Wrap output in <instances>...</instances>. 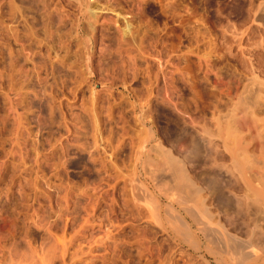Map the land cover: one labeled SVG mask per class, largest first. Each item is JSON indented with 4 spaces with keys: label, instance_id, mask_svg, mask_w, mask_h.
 <instances>
[{
    "label": "rangeland",
    "instance_id": "obj_1",
    "mask_svg": "<svg viewBox=\"0 0 264 264\" xmlns=\"http://www.w3.org/2000/svg\"><path fill=\"white\" fill-rule=\"evenodd\" d=\"M263 8L0 0V264H239L223 232L264 256V113L245 103L264 97ZM193 140L212 141L214 164L193 166ZM159 145L185 157L202 191L178 194L195 204L167 209L176 181Z\"/></svg>",
    "mask_w": 264,
    "mask_h": 264
},
{
    "label": "bare ground",
    "instance_id": "obj_2",
    "mask_svg": "<svg viewBox=\"0 0 264 264\" xmlns=\"http://www.w3.org/2000/svg\"><path fill=\"white\" fill-rule=\"evenodd\" d=\"M262 7V6H261ZM261 7H260V9H261ZM263 10H264V8H263ZM263 16V15H262ZM259 68V67H258ZM252 70V69H251ZM255 70V69H254ZM258 70V69H257ZM257 70H255V72L257 71ZM259 71H261V70H259ZM261 72H263V70L261 71ZM252 73L254 74V72L252 71ZM252 74V75H253ZM256 74V73H255ZM260 74H262V73H260ZM264 75V74H263ZM256 76V78H257V75H255ZM252 78L253 79H256V78H254V75L252 76ZM264 83V82H263ZM261 84V83H260ZM263 86V85H262ZM264 87V86H263ZM254 88V87H253ZM253 88L251 89V87L249 88V90L250 91H252L253 90ZM259 89V88H258ZM261 89V88H260ZM260 89L259 90H257V91H252L253 93H255V92H257V93H255V94H253V93H247V100L245 99V97H244V99L246 100V104L248 103V108L251 110V108H250V104H251V106H252V114H253V111L255 112L256 110V108H259V110H261L260 112H263L264 113V111H262V110H264V97L262 96V95H259L260 94ZM264 89V88H263ZM255 90V89H254ZM249 91V92H250ZM258 92H259V94H258ZM261 93L263 94L264 93V91H262L261 90ZM255 95V96H254ZM257 95V96H256ZM264 95V94H263ZM263 97V98H262ZM244 100V101H245ZM249 102H250V104H249ZM253 108H255V109H253ZM262 113V114H263ZM259 120H260V118H259ZM260 121H262V122H260V124H262V127L259 129L258 128V130L256 131V136H258L261 140H259V148H260V151L261 152H264V116H262L261 117V120ZM261 126V125H260ZM251 131V130H250ZM205 132V131H204ZM209 132V131H208ZM206 133V134H205ZM204 134L205 135H208V134H210V133H212V132H209L208 134H207V131L205 132ZM211 135V134H210ZM209 135V136H210ZM213 136V135H212ZM194 138V137H193ZM198 138V137H197ZM201 138V137H200ZM209 138V137H208ZM211 138H213V137H211ZM190 140L192 141V138H190ZM199 140V139H198ZM193 140V141H195L194 142V144H193V142L190 144V149H188L189 150V154L187 155V157L188 158H191V160L194 162V164H193V166L194 165H196V164H198V162L200 163L202 160L203 161H206V160H209V161H211V163H212V160L214 161V163H215V158H217V149L216 148H214V145L212 144V141H211V146L209 147V149L207 148H203V144H200V142L199 141H201V140ZM205 140L207 141V138H205ZM209 140V139H208ZM213 140V139H212ZM202 143V142H201ZM214 143V142H213ZM158 144H160L159 142H158ZM207 144H209V143H207ZM191 145H193V146H191ZM213 145V146H212ZM162 146V145H161ZM160 145L158 146V147H160V151L161 150H163L164 148L163 147H161ZM216 147V146H215ZM161 148H163V149H161ZM169 151H170V149H169ZM169 151H167V153H169L168 155H166L167 153H165L166 151L165 150H163L162 151V155L164 156V154H165V156L167 157H165V159H167V165L170 167H168L169 169H170V174H169V176L168 177H170L169 179L171 180H175L176 181V184L174 185V187H172V188H170V189H168L169 191V193L170 194H168L167 195V189H165L166 190V192H164L163 191V193H164V195L166 196V197H168V199H166V200H168V202H167V209H173V210H175L174 208H173V206H174V202H176V203H181V202H183V201H185V198H183V195H184V197H188L187 196V194H183V192H185V190L184 189H186L187 190V188H190V186H193L192 187V189L194 188V190H195V192L197 193H199V191H200V189L202 188V187H199V186H197L196 184H195V177H194V175H192L191 173H190V169H189V164L187 165V163H186V161H185V157H179V156H174V154L172 153V151L171 152H169ZM246 151V150H245ZM172 153V154H171ZM246 153H247V151H246ZM178 154V153H177ZM181 153L179 152V155H180ZM231 159H233L236 163H237V165L239 166L240 165V163H241V157L239 158V155H237V154H232L231 155ZM202 161V162H203ZM207 163H210V162H207ZM214 163H212V164H214ZM204 164V163H203ZM212 164H210V165H208V167L206 168V170H204L203 172H202V174H203V177H204V179L205 180H209V182H210V185L212 186L211 188H213V190L215 189V190H217L218 192H219V197L218 198H220L222 201H223V203H224V205L226 204V205H229L230 204V202H231V200L229 201V198H228V196H226L225 194H224V186H226V185H220V184H218V182H216V176L219 174L218 172H217V169L216 168H214L213 167V165ZM204 166H206V164L204 165ZM263 177H264V173H263V175H262ZM263 177H261V181H263L262 182V188L261 189H259L258 191L259 192H261L260 194L262 195L261 197H260V201L259 202H261V204H260V212H261V214H262V216L261 217H263L264 218V180L262 179ZM195 178V179H194ZM241 187H242V185H240ZM162 188H164V187H162ZM161 188V189H162ZM209 188V187H208ZM209 189L210 191L212 190V189ZM161 189H160V191H161ZM183 190V192H182V196L180 195V194H178V192L179 193H181V191ZM256 190V189H255ZM159 191V192H160ZM177 191V192H176ZM202 191V190H201ZM200 191V192H201ZM162 192V191H161ZM160 192V193H161ZM187 192V191H186ZM257 192V191H256ZM192 193H193V191H192ZM197 193V195H199ZM163 195V194H162ZM175 195H177V197H175ZM186 195V196H185ZM188 195H189V193H188ZM258 195V194H257ZM165 196H163V197H165ZM190 196H192V195H190ZM200 196V195H199ZM199 196H197V197H199ZM256 196V195H255ZM256 197H258V196H256ZM259 198V197H258ZM184 199V200H183ZM187 199H189V197L188 198H186V201L184 202V203H186V204H188L187 203V201H190V202H193L192 200L194 199H192V200H187ZM196 199V198H195ZM258 200V199H257ZM196 201V200H195ZM243 203H245V202H243ZM193 204H195V202H193ZM196 204H197V201H196ZM156 206H157V204L155 205V210L157 209L156 208ZM190 206H192V205H190ZM230 206V205H229ZM194 207H198V206H194ZM194 207H193V209H194ZM159 208V207H158ZM166 208V207H165ZM187 208V207H186ZM247 207H245V209H244V211L246 210L247 211V209H246ZM187 210H188V212L190 213V215L195 219V220H197L198 218H197V215H198V213H201V215H202V212H195L194 210H196V209H194L193 210V212L194 213H196V215L195 214H193V212H192V210H191V212H190V209L189 208H187ZM157 211V210H156ZM165 211V210H164ZM170 211H172V210H170ZM197 211V210H196ZM245 211V212H246ZM168 213V212H167ZM157 214V213H156ZM175 214V213H174ZM200 215V214H199ZM200 215V216H201ZM170 216V215H169ZM174 218L175 219H179L178 221L180 222V224H182V226H184V229L185 230H189L190 229V227H189V225L185 222V220L182 218V216L177 212L175 215H174ZM263 221H264V219H263ZM247 225H249V223L247 224ZM236 226V225H235ZM255 226V225H254ZM248 233L250 232V234H253L254 233V230L252 229V228H250V229H248V227H246V229H245ZM263 233H264V231H263ZM223 235H224V243H223V245L227 248V251H228V253H230V249L233 251V252H235V253H237L238 255H239V261L238 262H243L245 259H247V258H250L251 260H254V261H256V262H258V264H264V256L261 254V253H253L252 254V256L250 255L251 253H249V252H246L245 250H244V247H243V245H242V242H241V239L239 238V239H237V238H232L231 237V235L230 234H228L227 235V233L226 232H223ZM248 256H250V257H248ZM232 257V256H231ZM239 263V264H240ZM236 264H237V262H236Z\"/></svg>",
    "mask_w": 264,
    "mask_h": 264
}]
</instances>
